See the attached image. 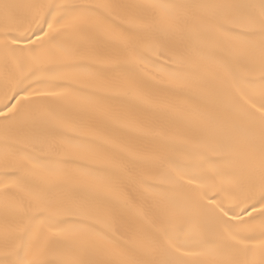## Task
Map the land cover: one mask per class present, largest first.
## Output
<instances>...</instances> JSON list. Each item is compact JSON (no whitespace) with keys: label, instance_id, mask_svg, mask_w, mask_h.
Returning <instances> with one entry per match:
<instances>
[{"label":"snow or ice","instance_id":"1","mask_svg":"<svg viewBox=\"0 0 264 264\" xmlns=\"http://www.w3.org/2000/svg\"><path fill=\"white\" fill-rule=\"evenodd\" d=\"M0 264H264V0H0Z\"/></svg>","mask_w":264,"mask_h":264}]
</instances>
